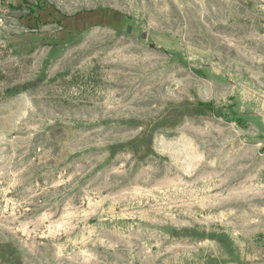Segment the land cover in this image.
<instances>
[{
    "label": "rangeland",
    "instance_id": "obj_1",
    "mask_svg": "<svg viewBox=\"0 0 264 264\" xmlns=\"http://www.w3.org/2000/svg\"><path fill=\"white\" fill-rule=\"evenodd\" d=\"M0 264H264V0H0Z\"/></svg>",
    "mask_w": 264,
    "mask_h": 264
}]
</instances>
